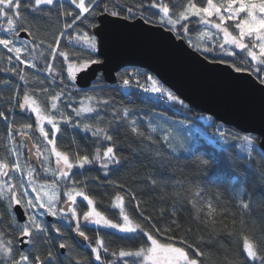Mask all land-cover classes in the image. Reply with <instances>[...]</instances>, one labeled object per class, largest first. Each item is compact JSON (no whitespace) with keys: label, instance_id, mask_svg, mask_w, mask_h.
<instances>
[{"label":"snow or ice","instance_id":"obj_1","mask_svg":"<svg viewBox=\"0 0 264 264\" xmlns=\"http://www.w3.org/2000/svg\"><path fill=\"white\" fill-rule=\"evenodd\" d=\"M58 3L63 8V0H0V53L4 54L0 60L6 57L10 66L6 71H11L24 86L21 93V85H16L6 106L0 101V123L3 124L0 130V264H209L202 234L190 236L191 230L184 229L179 244L172 242L183 228L176 204L171 210L162 211L157 219L140 206L135 192L127 191L123 184L109 178L113 168L122 162L119 146L111 134L116 127L124 126L141 143L147 142L152 149L147 157L152 166L165 168L170 163L166 162L163 150L167 147L174 152L179 140L172 126L167 121L162 125L150 117L144 125L146 130H142L143 122L135 118L132 107L105 96L103 89L96 91L103 81L102 72L93 78L94 94L80 88L77 78L79 73L87 74L92 65L103 62L99 46L106 25L130 22L135 27L139 22L145 31L158 29L180 40L203 61L227 66L230 74L246 73L248 83L264 93V0H67L71 8H63L60 13L64 17L63 28L58 30V35L53 33L45 45L43 40L38 41L28 17L30 13L44 12L45 8L51 11ZM195 23L215 30L199 31L198 40L220 37L222 42L194 43L190 34ZM113 75L115 80L122 81L128 99L142 91L155 94L166 106L179 105L177 111L191 112L189 104L148 70H117ZM32 81L38 88L28 86ZM0 83L10 87L8 80ZM107 87L105 83L104 88ZM37 92L43 94L42 98ZM17 108L25 117L19 123ZM218 128L225 140L246 144L248 157H253L256 137L241 135L223 125ZM66 129L77 130L86 139L90 135L94 150L89 152L87 147L80 146L75 137L72 138L74 148H68L64 144ZM157 144L159 147H155ZM259 155L261 161L253 158L250 166L255 164L259 180L264 184V151ZM33 161L40 165L45 176L51 172L50 181L37 183L39 173ZM194 163L197 172H206L213 160L195 156ZM92 166L99 167L108 186L126 192L127 201L124 195L117 194L111 201V210L99 209L87 181H100V177L88 175L78 179L73 171ZM25 173L26 182L22 178ZM170 180L163 171H154L143 182L155 190L167 186ZM173 199L188 204L195 210L196 218L206 224L209 217H214L223 193L206 196L201 185L189 178L187 195ZM237 202L242 211L250 208L251 201L244 198L243 190L237 193ZM117 209L122 222L111 218ZM48 217L67 223L61 226L48 222ZM5 219L9 221L6 226ZM89 223L97 229L125 234L122 242L117 243L99 232L94 236L86 234ZM68 228L84 242L91 259L80 255ZM161 235L168 242L162 241ZM41 244L44 252L39 250ZM240 255L249 264H264V247L247 235L242 237L240 254L227 264H240Z\"/></svg>","mask_w":264,"mask_h":264},{"label":"trees","instance_id":"obj_2","mask_svg":"<svg viewBox=\"0 0 264 264\" xmlns=\"http://www.w3.org/2000/svg\"><path fill=\"white\" fill-rule=\"evenodd\" d=\"M63 8H71L67 0H63ZM63 8L58 3L56 8L51 11L45 8L42 13L29 14L28 19L31 22L32 31L37 35L38 41L43 40L45 45H47L49 40L52 39L53 33L59 34L58 30L63 28L64 23V17L60 14ZM191 27H193V32L190 36H193L203 26L195 23ZM61 39L62 43H65L63 38ZM217 51H219L218 48ZM238 55L241 54L238 53ZM237 63H239V60H237ZM9 67L6 58L0 60V81L8 80L10 84V87L6 88L3 83H0V101L5 102L4 106H6L7 99L12 96L17 84L21 85V93L24 87L23 82H20L17 76L11 71H6ZM20 67L25 68V66ZM125 69L129 72L148 70L141 67H126L120 71L124 72ZM149 72L155 75L153 72ZM105 83L103 78L101 84L97 85L96 91L100 92L103 89L105 96L114 97L118 102L132 107L136 112L135 118L143 122L141 125L142 130H146L144 125L148 118L164 116L191 126L199 135V141L195 145L193 154L177 155L165 147L163 150L164 155L166 162L170 163V166L154 168L147 158L152 150L148 148L147 142L141 143L140 138L132 135L124 126L116 127L111 134L119 146L118 155L122 157V162L118 167L113 168L109 178L123 184L127 191L135 192L140 206L145 209L146 213L157 219H159L162 211L171 210L173 204H176L183 228L176 233L172 242L179 244L180 240L183 239L184 229L191 230L190 236L199 237L202 234L205 241L204 250L209 264H227L230 259L240 254L243 235L249 236L253 242H258L261 247H264V184H261L259 180L255 164L250 166V161L253 158L257 162L261 161L259 153L262 152V149L259 147V136L250 133L243 134L234 127L227 126L217 121L213 116L202 113L191 106V112L182 109L177 111L179 105L166 106L158 100L157 96L151 97L139 92V94L134 93L131 99H128L127 89L123 88L122 81H116L114 84L106 83L108 84L107 88H104ZM131 83L134 85L135 82L132 81ZM28 86L30 88H38L35 81H32ZM82 89L88 94H94L92 86ZM37 95L42 98L43 94L37 92ZM16 112L19 123L25 117L18 108ZM210 117L211 119H209ZM31 118L32 120L35 119L34 114H31ZM107 118L110 119V115ZM219 125L239 132L241 135L248 134L256 137L253 157H248L247 146L243 142L225 140L221 135V130L218 128ZM2 129L3 124L0 123V130ZM202 132L205 135H202ZM73 137L76 138L80 146L87 147L89 152L94 150L90 135L86 139L85 134L73 129L65 130L64 144L68 148H74L72 144ZM155 147H159V144ZM195 156L212 159V167L206 172H197L194 163ZM73 171L77 173L78 179H85L88 175L100 177V181H87L88 190L95 195L96 200L99 202V209L111 210V201L114 200L117 194L124 195L127 201L126 192H120L118 189L107 185L98 166L86 167L84 170L73 169ZM154 171H163L166 177L171 178L167 186H160L153 190L152 187L143 182ZM81 172L84 173V176L80 175ZM189 178L201 185L205 190L206 196H214L217 192L223 193V199L219 201L214 217H209L206 224L196 218L195 210L188 204H181L178 199H173V197L187 195ZM101 182L104 183L103 187L100 186ZM241 190L244 192V198L251 201L250 208L245 211L239 208L237 202V193ZM83 209L84 204L82 203L81 217ZM118 211V209L115 210V214L111 216L114 222L117 219L122 222V218L118 217ZM8 223L9 221L5 219L4 225L6 226ZM61 226L63 225L61 224ZM82 226L84 225L82 224ZM67 231L72 236L80 255L88 256L91 259L88 248L77 239L71 228H68ZM85 231L86 234L93 236L99 232L117 243H121V237L125 235L111 229H97V226L90 223L86 225ZM160 239L168 242L167 237L164 235H161ZM39 250L44 252L43 244L39 246ZM240 264H249L243 255H240Z\"/></svg>","mask_w":264,"mask_h":264},{"label":"water","instance_id":"obj_3","mask_svg":"<svg viewBox=\"0 0 264 264\" xmlns=\"http://www.w3.org/2000/svg\"><path fill=\"white\" fill-rule=\"evenodd\" d=\"M99 56L101 64L92 65L87 74H78L80 88L91 87L97 72L103 73L106 83L114 84L117 70L148 69L189 106L242 133L259 136V147L264 151V93L248 83L246 73L230 74L227 66L207 63L180 40L158 29L145 31L139 22L135 27L130 22L106 25Z\"/></svg>","mask_w":264,"mask_h":264},{"label":"rangeland","instance_id":"obj_4","mask_svg":"<svg viewBox=\"0 0 264 264\" xmlns=\"http://www.w3.org/2000/svg\"><path fill=\"white\" fill-rule=\"evenodd\" d=\"M0 23H2V22H0ZM203 30H208L210 32H214L215 31L214 29H211L210 27H207V26H203L200 31H203ZM197 36H198V33H195L193 36H191V38H192L194 43H200L201 45H205V44H213V45H215L217 43V41L222 42V39L220 37H214L213 40H209L208 38H204L203 40H198ZM2 55H4V54L0 53V56H2ZM146 95L151 96V97L152 96L156 97L155 94H146ZM152 118L156 122H159L162 125H164L165 121H167V124L171 125L172 128L175 131V134L178 135L179 140L176 142L175 151L173 152L172 149L169 148L173 153H175L177 155H191V154H193L195 152V145L199 141V135L191 128V126H188V125H186L183 122L181 123V122H179V121H177V120H175L173 118H169V117L159 116V117H152ZM159 134L163 135V133H159ZM202 135H205V134H203V132H202ZM180 141H182V146L180 144ZM25 158H27V151L26 150H25ZM41 159H42V157H41ZM54 159L55 158L53 156L52 157V161H53L52 168L53 169L55 168ZM36 168H37L38 173H39V176L36 177L37 183H40V182H42L45 179L49 180V181L52 179L51 172L48 173L45 176V174L43 173V169L41 167H36ZM22 178H23V180L25 182L27 181L28 177H27L26 173L23 175ZM81 220H82V217H81ZM52 222H56V223H59V224H62V225L67 223L66 221L54 220V218H52ZM161 259H163V257H161Z\"/></svg>","mask_w":264,"mask_h":264},{"label":"built area","instance_id":"obj_5","mask_svg":"<svg viewBox=\"0 0 264 264\" xmlns=\"http://www.w3.org/2000/svg\"><path fill=\"white\" fill-rule=\"evenodd\" d=\"M141 93H143L142 91H140ZM145 94V93H144ZM146 95V94H145Z\"/></svg>","mask_w":264,"mask_h":264}]
</instances>
